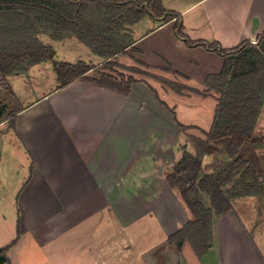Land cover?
<instances>
[{"label":"crops","instance_id":"1","mask_svg":"<svg viewBox=\"0 0 264 264\" xmlns=\"http://www.w3.org/2000/svg\"><path fill=\"white\" fill-rule=\"evenodd\" d=\"M162 2L168 10L178 12L185 36L178 33L177 17L165 22L146 15L126 26L134 42L112 59L125 65L140 60L150 75L136 78L129 94L94 82L99 77V67L114 69L106 66L108 58L96 54L75 35L59 40L44 33L48 36L41 39L57 49L54 59L91 64L93 68L86 73L90 79L58 87L53 59L36 63L22 74L16 72L19 75L13 78L15 90L23 77L30 81L29 76L36 75V69L41 71L47 66L50 72L55 71L58 82L20 103L22 110L10 127L25 152L29 175L15 201L9 204L0 187V248H6L8 259L11 247L21 236L28 237V244L32 239L33 244L47 251L75 234L70 249L76 248L79 264H93L100 259L101 244L112 235L117 236L115 243L121 249L139 254L152 251L157 241L146 245L143 238L133 249L130 233L124 242L116 232L118 226L142 228L149 238L150 219L159 225L168 243L167 252L178 254L177 264L181 260L192 264L191 257L196 264H255V260L264 259L258 247L264 228L258 217L264 211V201L257 195L236 197L230 211L215 215L212 246L208 245L203 255H198L188 240L181 249L170 243L169 236L191 220L193 214L180 191L166 177L180 159L183 145L195 151L184 126L208 131L202 123L214 121L217 94L211 91L204 95L187 88L200 86V91L207 90L208 76L223 67V56L209 43L215 41L224 48H232L256 39L264 32V0ZM73 48L77 50L76 58L66 59ZM174 80L186 85L181 94L176 89L167 91L170 85L176 86ZM204 97H210V107L205 102V107L197 104ZM8 146H15L12 136ZM221 154L218 148L206 153L205 165ZM3 170L8 167L0 164L2 185ZM212 249L219 258L211 255ZM242 250L244 254L240 255ZM65 251L66 246L58 247L45 256L46 261L71 264ZM59 252L64 254L63 259ZM245 253L250 260L244 259ZM159 261L158 264H166L160 258ZM41 262L45 264L44 259ZM143 263L154 262L143 259Z\"/></svg>","mask_w":264,"mask_h":264},{"label":"trees","instance_id":"2","mask_svg":"<svg viewBox=\"0 0 264 264\" xmlns=\"http://www.w3.org/2000/svg\"><path fill=\"white\" fill-rule=\"evenodd\" d=\"M146 15L165 22L177 17L178 33L185 36L178 12L168 10L162 0H0V78L5 82L9 74L27 72L34 64L53 59L58 87L88 80L91 64L54 59L53 47L41 35L59 40L75 35L110 63L134 42L126 26ZM209 46L223 56V67L208 76L207 90L193 89L204 95L217 94L213 125L208 131L201 129L202 135L189 134L195 151L183 145L180 159L166 176L193 214L168 240L179 249L188 240L198 255L205 253L204 247L214 237L215 215L230 211L234 198L260 192L261 175L243 152L247 144L264 143L263 137L254 134L264 105V32L232 48L215 41ZM93 80L124 94L130 93L136 81L103 70ZM20 110L21 104L8 113L11 124ZM216 148L226 155L218 169L203 160ZM5 251L0 248L1 253ZM3 255L1 262H6Z\"/></svg>","mask_w":264,"mask_h":264},{"label":"rangeland","instance_id":"3","mask_svg":"<svg viewBox=\"0 0 264 264\" xmlns=\"http://www.w3.org/2000/svg\"><path fill=\"white\" fill-rule=\"evenodd\" d=\"M47 36L48 35L46 36L42 35L41 38L46 39ZM56 50L57 49L53 47V51H56ZM74 50L76 52L73 55ZM71 51H72V54L70 55L68 52L69 55L67 54L66 59L76 58L77 50L73 48ZM107 64L110 67H112L114 71L104 66L99 67V69L101 70L105 69L106 72L112 73L115 75H118V74L124 75L127 78L132 77L135 80H137L136 78H140V77L145 78L149 75L148 74L149 71L144 69L145 68L144 65L141 64L140 62H133L132 65L131 64L125 65V64L119 63L115 59H112L111 62L106 63V65ZM44 68L45 69L41 71L36 69V71H34L36 75L31 74L29 76L30 81H25L26 79L25 77H23L24 79L22 83L15 85L16 90L13 85L14 84L13 78L16 75H19V73L15 72V73L7 75L5 82L0 78V116H1V121H2L0 123V164L3 165L5 169L8 167V170H3L4 183L3 185L0 184V187L4 189V191L1 192V194L2 195L4 194V196H5V193L7 194V198H5L6 204H9V201H15L18 190L22 187V185L25 182V178L28 177L29 175V167L27 165L28 162H26L27 160H26L25 152L21 150V148L18 146V139L12 132L13 129L10 128L11 123L8 118L9 117L8 113L11 111V109L14 106L16 107L20 103L24 104L25 102L30 100L34 95H40L44 90H48L51 87V84H56L58 82L55 71L50 72L49 71L50 67L48 66H47L48 69H46V67ZM132 68H137L138 71H133ZM148 79L152 80V78L150 77ZM167 80H170V79H167ZM177 81L178 82L174 80V83L176 86L173 87L170 85L167 88L168 92H172V90L176 89L179 91V94H181V92L185 89L186 85L180 84L181 82H179V80ZM187 88L194 93L197 92L196 90L193 89V87H187ZM198 88H200V86L196 87V89ZM198 90H201V89H198ZM194 93H191V94H194ZM172 99L174 101H177V98L175 96H173ZM204 102L207 105V107L208 106L210 107V105L212 104L210 97H204L201 100L199 99L197 100V104L200 107H205ZM211 124H212L211 122L209 124V120H208V122L204 121L202 123V126H204L206 129H211L213 125ZM184 130L188 131L189 134L202 135L199 129L184 128ZM254 134L258 135V137L264 138V105H263V109L260 114V117L258 119ZM9 136H12L13 143L15 145V146H12L11 149H9V146H8ZM243 153L245 157L249 158L250 163L254 166L257 172L261 175L260 192L257 194L255 193L253 195H257L256 196L257 198H259L261 201H264V143L247 144L245 146V150ZM225 156H226L225 152H222L219 158L215 159L213 163L216 164V166L214 165L216 169H218L219 165L223 163ZM8 195L11 196V199H9ZM207 202L209 204V199H207ZM262 206L264 207V205ZM258 218L262 226L264 227V211H261V216H259ZM148 224H149L148 230L150 233L149 238L147 237V235L144 236L145 229H142V228L134 227L131 230V229H121L118 226V229L116 230V232H118L119 235L124 238V242H126L127 235L129 232L132 237V243L134 245L133 249H136L139 246L143 238L146 241V245L157 241L155 249H153L152 251L142 252L141 254L135 251H128L127 249L126 250L123 248L121 249L119 244L115 243L117 236L112 235L110 236L109 240L107 238L103 240V243L101 244L102 252L100 253L101 255L100 259L95 261L93 264H113V263L123 264L126 260H129V259H131L132 261L128 262L127 264H142L143 259H144V262L146 260L148 261L149 259V263L154 262L151 264H158L157 261L160 262L159 258L162 259L166 264H177L180 261V259L178 258V254L174 253L172 255V253L167 252L168 250L166 248L168 247V243L164 240V236L159 229V225L157 224V222H155V219H150L148 221ZM112 233L113 232H111L110 235ZM261 233L263 234V236L261 237L259 236L260 240L258 242V247H259L260 253L264 255V228L261 230ZM72 238L75 239V234L72 235L71 238L66 237L62 239L61 242H58V245H56L55 247L53 248L49 247L47 251H43L37 243L35 244L32 243V239L28 244L27 242L28 237L21 236L13 244L14 246L11 247L9 251L10 254L8 253L9 254L8 256L10 257V259H8L6 262H1L4 256L3 254H5L6 256V251L2 253L0 252V264H40L42 263L41 262L42 259H44L45 264H49V262L46 261L45 256L49 254L51 255V252H54V250L60 246L63 247V245L66 246L65 257L69 259L68 261L71 264H79L77 257H75L76 248L72 247L70 249V246H72V243H71ZM212 241L206 244V246L204 247V249L206 248L205 251L208 249V245H209V248L212 246L210 245V243L212 244ZM242 254H244L243 250L240 255ZM58 255L60 256V259L64 258V254L62 252H59ZM211 255L212 256L215 255L217 258H219L217 251H214V249H212ZM215 256L213 257V259H215ZM244 259L247 261L250 260V257L247 255V253H245ZM210 261H214V260H210ZM190 262L192 264H196L192 257H191ZM53 263L60 264L59 262H53ZM181 264H185V262L181 260ZM214 264H217V263L214 262ZM255 264H264V259L261 258L259 260H255Z\"/></svg>","mask_w":264,"mask_h":264},{"label":"water","instance_id":"4","mask_svg":"<svg viewBox=\"0 0 264 264\" xmlns=\"http://www.w3.org/2000/svg\"><path fill=\"white\" fill-rule=\"evenodd\" d=\"M52 54H54V51H52ZM211 244V243H210Z\"/></svg>","mask_w":264,"mask_h":264}]
</instances>
